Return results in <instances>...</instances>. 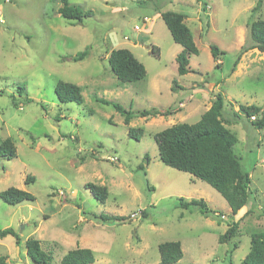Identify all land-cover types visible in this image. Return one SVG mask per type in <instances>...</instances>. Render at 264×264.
Wrapping results in <instances>:
<instances>
[{
    "label": "rangeland",
    "instance_id": "374dc122",
    "mask_svg": "<svg viewBox=\"0 0 264 264\" xmlns=\"http://www.w3.org/2000/svg\"><path fill=\"white\" fill-rule=\"evenodd\" d=\"M258 1L68 0L91 12L71 24L57 14L60 0H0V144L10 139L16 149L15 157L0 158V191L14 187L34 196L15 206L0 199V230L11 228L21 238L19 246L10 235L0 238L6 264H33L23 244L30 237L52 251L51 264L75 248L92 250L93 264H158V245L168 241L181 244L175 264H240L251 235L264 232V129L251 124L258 116L239 112L240 105L264 106V54L248 50L231 69L248 46L250 16L264 19V0L252 12ZM164 11L187 17L198 49L182 76L176 62L182 47L159 16ZM211 45L225 52L217 61ZM86 48L88 55L74 61ZM120 48L144 65L143 80L123 84L115 78L107 57ZM59 81L80 86L83 104L60 102L54 92ZM217 93L251 181L248 203L235 218L248 213L227 244L218 243L232 221L226 201L207 183L165 166L153 138L172 125L197 122ZM96 99L133 114H171L136 115L126 125L112 105ZM129 128L143 135L130 138ZM27 176L34 181L25 184ZM88 183L106 187L104 203L85 188ZM179 198L203 200L218 216L181 209ZM102 214L130 219L103 222L97 218Z\"/></svg>",
    "mask_w": 264,
    "mask_h": 264
},
{
    "label": "trees",
    "instance_id": "16d2710c",
    "mask_svg": "<svg viewBox=\"0 0 264 264\" xmlns=\"http://www.w3.org/2000/svg\"><path fill=\"white\" fill-rule=\"evenodd\" d=\"M62 6L58 9L57 14L71 24L82 23L84 18L91 16V12L84 11L80 6L71 5L68 0H60ZM252 9V12L258 7ZM159 16L165 23L172 40L182 47V50L176 56L177 73L182 76L189 72V57L196 55L198 49L193 40L190 29L185 24L186 16L179 12L164 11ZM248 28V46L240 49L238 56L233 61L231 72L235 70L242 54L251 49L258 50L264 54V19H253L251 16L247 22ZM211 55L214 61L224 56L225 52L221 51L216 45L210 46ZM158 53V49L152 47L151 53ZM88 55V48L77 53L73 58L74 61L82 60ZM108 65L115 78L125 84L141 81L146 76L144 65L133 55V53L124 48L113 49L107 57ZM215 67H219L218 64ZM178 88L176 83L173 87ZM23 90V88L19 87ZM54 92L57 99L62 103L75 102L83 104L84 100L81 95L82 88L76 84L59 81L55 85ZM97 101L112 105L113 108L124 116V123L129 124L130 120L138 115L139 117H158L168 116L170 110L151 109L143 110L133 114L130 110L124 109L121 105L105 100L96 99ZM29 101V99H27ZM224 99L221 94L217 93L210 107L205 111L200 119L193 123H181L172 125L154 135L157 144L158 156L160 161L168 167L174 168L181 172H186L193 177L207 183L226 201L232 221L228 224L227 229L218 237V243L227 244L238 233L239 223L244 216L235 218L237 214L245 207L249 199L250 175L246 172L240 160L235 153L234 146L238 142L237 136L231 132L223 123ZM239 112L247 118L258 116V119L251 124L255 129H264V106L249 105L239 106ZM237 118V113H234ZM143 135L140 128H129L128 136L139 139ZM16 149L10 139L4 140L0 144L1 157H15ZM34 181L33 177H26L25 184ZM93 196L101 203L107 199L108 192L105 186H97L92 183L85 185ZM0 199L11 206H15L24 201H33L34 196L27 191L14 187L0 191ZM177 206L181 209H196L203 217H217L218 213L208 209L203 200L192 199L185 201L178 199ZM141 213L146 216L145 210ZM103 222H124L129 217L99 215ZM10 235L15 239L17 246L21 243L20 236L11 228L0 230V238ZM26 255L33 264H51L52 251H44L41 242L35 238H27L24 242ZM236 248L232 245L231 251ZM160 260L158 264H175L183 256L181 244L178 241L163 242L158 245ZM5 257H0V264H6ZM95 257L92 250L88 248H75L69 250L61 258L59 264H93ZM240 264H264V232L252 234L250 237V248L245 258Z\"/></svg>",
    "mask_w": 264,
    "mask_h": 264
},
{
    "label": "built area",
    "instance_id": "2783aa9c",
    "mask_svg": "<svg viewBox=\"0 0 264 264\" xmlns=\"http://www.w3.org/2000/svg\"><path fill=\"white\" fill-rule=\"evenodd\" d=\"M144 21H145V22H149V19L145 17V18H144ZM144 21H143V22H144ZM145 22H144V23H145ZM251 118H252V119H255V117H251ZM109 159H110L111 161H116V160H117L116 157H109Z\"/></svg>",
    "mask_w": 264,
    "mask_h": 264
},
{
    "label": "crops",
    "instance_id": "0c3cea01",
    "mask_svg": "<svg viewBox=\"0 0 264 264\" xmlns=\"http://www.w3.org/2000/svg\"><path fill=\"white\" fill-rule=\"evenodd\" d=\"M187 18V17H186ZM188 20V19H185V21ZM211 105V104H210ZM230 210V209H229Z\"/></svg>",
    "mask_w": 264,
    "mask_h": 264
}]
</instances>
